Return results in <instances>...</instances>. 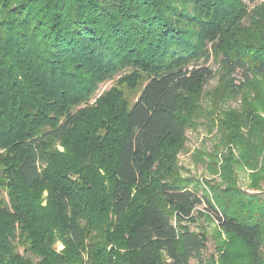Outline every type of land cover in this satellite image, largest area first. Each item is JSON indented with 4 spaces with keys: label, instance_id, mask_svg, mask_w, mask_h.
<instances>
[{
    "label": "trees",
    "instance_id": "obj_1",
    "mask_svg": "<svg viewBox=\"0 0 264 264\" xmlns=\"http://www.w3.org/2000/svg\"><path fill=\"white\" fill-rule=\"evenodd\" d=\"M249 1L0 0V264H81L78 247L101 235L126 251L113 259L96 240L83 264L201 263L208 237L191 226L203 215L228 236L221 264H264V0ZM211 59L223 91L253 99L247 135L226 141L240 145L257 191L213 185L212 202L178 177L149 188L154 171L174 170L183 99L216 76ZM122 85L139 89L130 103Z\"/></svg>",
    "mask_w": 264,
    "mask_h": 264
},
{
    "label": "rangeland",
    "instance_id": "obj_2",
    "mask_svg": "<svg viewBox=\"0 0 264 264\" xmlns=\"http://www.w3.org/2000/svg\"><path fill=\"white\" fill-rule=\"evenodd\" d=\"M259 1L261 0H256V2ZM244 2L249 4V7L253 5V2L249 0H244ZM186 4L187 3L177 2L176 5L182 6ZM187 6L193 9L191 2H189ZM209 64L216 71V76L207 81H203L183 99L179 112L184 126L183 138L169 149L173 158L174 170H172L171 173H166L163 169L154 171L152 177L145 185L152 188L157 181L170 180L173 177H178L182 180H188L191 184L195 183L203 186L210 200L213 202L214 191L213 187H211L213 185L220 190H225L228 186H236L249 193L256 192L257 190L254 191L251 188L254 170L241 162L242 151L240 145L226 141L227 132L233 130L237 131L241 137L242 135H247L249 126L244 125L240 120L243 114L242 106L243 104H252L253 99H251V97L245 99V96H243L244 94L230 96L223 91V73L219 70L218 63L211 59L209 60ZM119 76L120 74H117L112 79L105 80L99 84L88 102L93 103L99 95L115 86ZM256 84L262 85L261 87L264 89V79L261 77L256 80ZM119 89L123 92L124 99L129 103L132 101L133 97L138 94L137 90H139H130L124 85L120 86ZM255 113L259 117H264L263 111L260 112L257 110ZM252 126L254 127L250 122V128H252ZM260 129L261 127L256 125L252 130V135L257 137ZM53 146L59 151H64V147L61 146L60 143H56ZM257 154H260V152ZM224 155L231 156L233 160L232 170H223L225 164ZM102 175L106 176L105 173ZM71 177L77 178V176L72 174ZM105 183H108L107 179H105ZM261 187L264 190V183ZM42 193L45 196L47 194V189H44ZM141 196L142 195H139L135 199V204L141 201ZM203 208L204 205L202 204L199 209L204 210ZM131 211L134 210L130 209L128 211L129 217H127V221L132 220L130 216ZM111 222L112 220L108 221L107 225H111L110 231L113 233L115 228ZM105 227L107 226H103L102 229L105 230ZM191 229L204 230L207 234L208 242L206 248L202 252L201 263L196 259H192L190 263L221 264V252L224 250L225 244L228 241V236L223 230L218 227L217 223L212 218L206 215L199 216L196 224H193ZM94 232H98L100 235L103 233L98 227ZM111 236H115V234H111ZM96 240H99L97 243L98 246H105V250L109 255H112L113 259H115V252L122 253L126 251L124 248H121V246L117 247L114 245L112 241H106L102 235L96 238ZM96 240H91L86 236L83 240V247H78L79 256L82 258L81 264H83L85 260L90 262L89 253L90 250H93L92 248L94 247L92 246L97 242ZM52 247L57 254H60L65 249L66 243L62 238L57 237L56 240H53ZM75 248L76 246L71 252ZM19 251L21 253L23 252L22 247H19ZM67 252H69V249ZM26 256L30 257L33 261L38 259V257L30 253H26ZM75 264H80V262H76Z\"/></svg>",
    "mask_w": 264,
    "mask_h": 264
}]
</instances>
